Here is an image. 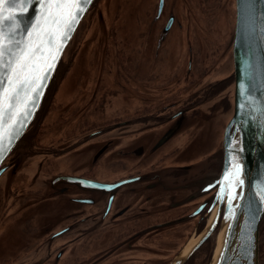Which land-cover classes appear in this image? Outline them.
I'll return each mask as SVG.
<instances>
[{
	"label": "flooded vegetation",
	"instance_id": "flooded-vegetation-1",
	"mask_svg": "<svg viewBox=\"0 0 264 264\" xmlns=\"http://www.w3.org/2000/svg\"><path fill=\"white\" fill-rule=\"evenodd\" d=\"M184 1L204 18L220 3ZM179 8L176 0L153 1L142 15L138 43L127 39L118 50L116 71L111 55L102 57L104 71L93 78L106 81L95 83L97 92L83 95L78 106L79 97L68 96L74 57L61 61L2 167L0 264H210L222 212L212 234H203L216 209L225 150L224 138L208 132L218 118L221 132L228 129L234 105L224 94L234 77L199 89L189 82L163 87L162 74L147 71L152 61L161 66L170 38L177 48ZM121 31L117 23L111 28L116 42ZM194 47L190 42L188 75ZM105 87L111 103L100 112L98 90ZM121 95L135 103L119 102ZM258 264H264V214Z\"/></svg>",
	"mask_w": 264,
	"mask_h": 264
},
{
	"label": "water",
	"instance_id": "water-1",
	"mask_svg": "<svg viewBox=\"0 0 264 264\" xmlns=\"http://www.w3.org/2000/svg\"><path fill=\"white\" fill-rule=\"evenodd\" d=\"M94 1L84 6L78 22L72 25V31L62 43V27L55 31L54 43H47L46 33L52 26L46 18L49 10L43 0L39 3L34 0L29 6L31 11L21 18V30L8 37L19 41L20 48L27 49L22 63L28 65L29 71L23 75L29 83L27 94L22 92L16 105L3 113L0 120V175L39 112L57 68ZM3 7L8 9L5 15L15 11L7 4ZM235 13L234 110L224 133L225 166L217 180L219 188L213 206L216 214L203 234V238L212 234L222 212L221 229L210 264H258L259 226L264 214V0H235ZM20 23L18 20L17 24ZM4 27L7 35L9 29L7 25ZM41 39L45 41V57L36 60L30 46ZM57 44L59 52L55 51ZM52 54L56 57L54 60ZM49 64L51 70L46 71ZM16 79L13 76V81ZM33 88L38 91H30Z\"/></svg>",
	"mask_w": 264,
	"mask_h": 264
},
{
	"label": "rangeland",
	"instance_id": "rangeland-1",
	"mask_svg": "<svg viewBox=\"0 0 264 264\" xmlns=\"http://www.w3.org/2000/svg\"><path fill=\"white\" fill-rule=\"evenodd\" d=\"M153 1L155 0L96 1L91 14H87L88 16L85 17L69 49L61 60L62 62H68L74 57L72 67L70 68L73 75L69 79L72 85L69 87L68 96L79 97L78 101L75 102V106L79 105L83 95L91 96L92 93L95 94L97 92L98 85L94 87L95 83L99 84L102 81H106L102 78H93L99 72L104 71L105 59H102V57L105 56L106 58V55H111V60L110 58L108 59L113 63V65H110V69L116 71L118 67V50L124 48L127 39L129 41L135 40L138 43L137 39L141 29L140 22L142 15L152 6ZM176 2L180 6L178 16L181 23L180 30L174 33L176 35L177 48L175 49L174 47L172 50L173 39L170 38V41L166 44L162 52L163 58H159L161 66L159 67V64H155L152 61L147 64V71L150 74L155 71L160 72L162 74L163 87L182 86L186 82H189L191 83V87L199 89L205 88L208 82H211L213 79L226 78L228 76L234 77L232 40L236 17L235 0H220L216 9L212 10L211 7L208 18H204L191 8L188 9L189 5L184 0H176ZM115 23L119 24L122 28L117 42L111 35V28ZM190 42L195 46V54L191 65L192 70L188 75V46ZM76 59L77 61L74 62ZM176 79H180L179 85L177 83L175 84ZM234 80L235 77L226 90L227 93L224 94L231 98L232 104L234 98ZM89 82L92 83L89 85ZM98 93L99 98L96 105L99 107L100 112H102L111 103V96L106 87L100 88ZM147 97L150 98V96ZM118 100L121 102V100H124V96L121 95ZM124 101L135 103V98L129 99L125 96ZM83 110H73L72 112H76L79 115L82 114ZM219 120L218 118L213 122V126L208 132L212 138H224V134L221 132L224 124L220 125ZM66 125H61L60 123L58 127L64 126L65 128ZM201 126L202 129L200 132L204 134V124ZM198 139L202 142L207 140V138ZM212 145L216 146L217 144ZM9 177L8 181H11V175ZM2 181L0 180V184ZM220 229L221 224L218 233L212 240V258L216 249Z\"/></svg>",
	"mask_w": 264,
	"mask_h": 264
},
{
	"label": "snow or ice",
	"instance_id": "snow-or-ice-1",
	"mask_svg": "<svg viewBox=\"0 0 264 264\" xmlns=\"http://www.w3.org/2000/svg\"><path fill=\"white\" fill-rule=\"evenodd\" d=\"M36 2L39 3L40 0H36ZM33 3L34 0H0V120L3 119V113L9 112L16 105L22 92L27 94L26 85L29 80L23 74L28 72L29 68L27 64L22 63L27 49L20 48L19 41L8 39V37L21 30V18L31 11L29 6ZM43 3L49 10L46 18L52 26V30L46 33L47 43L53 44L55 31L61 27L63 28L60 33L61 43L67 39V34L72 31V25L78 22V18L84 11V6L89 4L90 0H43ZM5 4L15 11L5 15V12L8 11L3 7ZM53 8H55V12L51 11ZM18 20L21 21L20 24H17ZM5 25L9 29L7 35L5 34ZM44 43L45 41L41 39L36 45L30 46L31 54L36 60L45 57ZM60 50V45L57 44L55 51L59 52ZM55 58V55L52 54V59ZM50 70L51 65L49 64L46 71ZM13 76L17 77L15 81H13ZM43 78L46 79V76ZM6 84L9 87H5ZM30 91H38V88H33Z\"/></svg>",
	"mask_w": 264,
	"mask_h": 264
},
{
	"label": "bare ground",
	"instance_id": "bare-ground-1",
	"mask_svg": "<svg viewBox=\"0 0 264 264\" xmlns=\"http://www.w3.org/2000/svg\"><path fill=\"white\" fill-rule=\"evenodd\" d=\"M215 214H216V209L214 210V212H213L212 215H211V219H210L209 224H211V222H212V220H213ZM201 237H202V236H200L198 239H196L195 241H193V242L191 243V245L186 249L185 254H187V253L192 249V247H194V245H196V244L198 243V241L200 240Z\"/></svg>",
	"mask_w": 264,
	"mask_h": 264
}]
</instances>
